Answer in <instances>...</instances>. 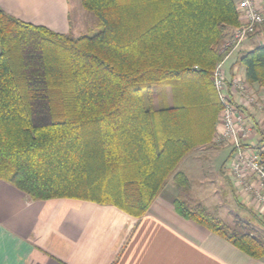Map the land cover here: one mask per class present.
<instances>
[{
    "label": "trees",
    "instance_id": "1",
    "mask_svg": "<svg viewBox=\"0 0 264 264\" xmlns=\"http://www.w3.org/2000/svg\"><path fill=\"white\" fill-rule=\"evenodd\" d=\"M80 5L98 33L61 35L0 10V179L31 201L83 200L140 219L170 177L189 189L177 167L211 144L221 109L211 77L238 14L232 0ZM237 63L250 86L264 87V44ZM174 209L264 258L254 232L179 198Z\"/></svg>",
    "mask_w": 264,
    "mask_h": 264
},
{
    "label": "crops",
    "instance_id": "2",
    "mask_svg": "<svg viewBox=\"0 0 264 264\" xmlns=\"http://www.w3.org/2000/svg\"><path fill=\"white\" fill-rule=\"evenodd\" d=\"M0 10L57 34L71 33L69 0H0ZM239 45L224 63L228 78L244 75L237 63L245 53L237 52ZM250 87L263 111L254 104L243 105L254 132L246 145L259 146L264 152V87ZM214 134L211 144L185 156L176 171L187 178L183 169L187 159L208 162L220 149H226L219 169L223 183L229 184L236 202L245 201L252 207L234 186L231 149L216 145ZM224 169L230 173L228 178ZM179 191L170 177L146 214L136 219L113 206L83 200L31 201L0 179V264H264V258L251 259L227 241L178 216L174 201Z\"/></svg>",
    "mask_w": 264,
    "mask_h": 264
},
{
    "label": "built area",
    "instance_id": "3",
    "mask_svg": "<svg viewBox=\"0 0 264 264\" xmlns=\"http://www.w3.org/2000/svg\"><path fill=\"white\" fill-rule=\"evenodd\" d=\"M239 25L230 29L229 37L221 43L223 60L215 67L211 81L221 105L213 141L232 151L230 167L239 195L247 198L257 214L264 216V152L246 144L253 137V129L242 111L244 106L256 105V95L244 75L227 77L224 63L241 41L253 36L264 44V0H232ZM244 105V106H243Z\"/></svg>",
    "mask_w": 264,
    "mask_h": 264
},
{
    "label": "rangeland",
    "instance_id": "4",
    "mask_svg": "<svg viewBox=\"0 0 264 264\" xmlns=\"http://www.w3.org/2000/svg\"><path fill=\"white\" fill-rule=\"evenodd\" d=\"M69 2L70 35L75 37L91 36L101 30L98 21L90 13L82 9L80 0H69ZM239 44L237 52L242 51V53L251 51L259 46L253 36L246 37ZM260 110L263 111L262 108ZM220 150L215 157L208 159V162L195 157L185 161L183 169L187 172L189 189L187 191L180 190L178 197L187 201L190 206L201 205L208 213L230 228L239 226L238 229L252 231L264 241V228L253 216L257 214L256 211L245 201L239 200L236 202L229 184L223 183V176L219 173V169L227 156V150ZM224 171L226 172L225 177L228 178L230 175L229 171L225 169Z\"/></svg>",
    "mask_w": 264,
    "mask_h": 264
},
{
    "label": "snow or ice",
    "instance_id": "5",
    "mask_svg": "<svg viewBox=\"0 0 264 264\" xmlns=\"http://www.w3.org/2000/svg\"><path fill=\"white\" fill-rule=\"evenodd\" d=\"M0 50H2V49H0Z\"/></svg>",
    "mask_w": 264,
    "mask_h": 264
}]
</instances>
